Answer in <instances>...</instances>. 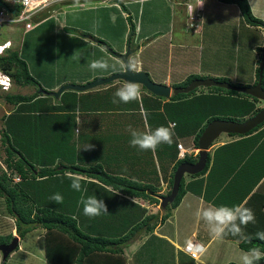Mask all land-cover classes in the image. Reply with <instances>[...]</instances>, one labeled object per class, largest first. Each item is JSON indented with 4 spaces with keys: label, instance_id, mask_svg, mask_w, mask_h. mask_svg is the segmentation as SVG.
I'll return each instance as SVG.
<instances>
[{
    "label": "crops",
    "instance_id": "1",
    "mask_svg": "<svg viewBox=\"0 0 264 264\" xmlns=\"http://www.w3.org/2000/svg\"><path fill=\"white\" fill-rule=\"evenodd\" d=\"M69 1L72 0L62 2ZM84 1H86L85 9L93 13L92 17L101 19L104 22L103 30L106 35L114 33L115 36L108 37V41L97 35L103 33H99L98 30L93 31L89 27L88 29L85 27L81 32L90 34L91 39L85 34L80 36L85 40L88 39L92 46L98 45L103 49L105 48L111 54L113 60L117 62L118 60L108 51L107 46L113 47L112 50L116 46L119 49L114 51L123 52L126 46L125 43H127L125 38L127 41V38L131 36L130 47L135 50L132 59L137 62L139 69L146 72L154 82L166 84L173 89L188 77L193 76L194 78H225L226 81L234 85L249 86L242 84V82L247 81L240 79L238 73L233 74V77L230 78L225 75V69L216 68L211 62L207 64L203 59L205 55L202 53L204 49L201 44L199 47L197 42L188 39L190 35L188 22L194 12L196 19L198 17L200 20L195 24V28L198 29L196 33H199L200 37H203L205 25L208 27L216 26V19L219 20V23H230L231 26L241 27L245 31L247 28L256 27L244 22L236 5L223 3L219 0H198V3L196 0L195 4L192 5V11L189 12L185 4H192L191 1L193 0H90L91 3H87V0ZM62 2L59 1L53 4L49 9L60 5ZM104 2L115 8V11H119L124 18L117 17L112 10L104 13L100 12L104 8H109L102 7ZM158 3L163 4H161L162 8L166 10L168 8V18H165L161 23L157 21L158 12L156 8ZM248 3L252 13L264 19V17L257 15L252 0H248ZM135 4L137 5L136 17L135 14L127 12V7ZM121 8L123 11H121ZM61 11L58 8L57 13L59 14ZM199 13L202 14L198 15ZM40 14L42 17L38 18ZM52 14H54V9L51 11L45 9L36 14L38 21L35 26L43 23L44 21L41 20L46 17L45 21L50 19ZM131 27L134 28L132 34H130ZM60 29L63 33L64 27ZM261 33L264 34V29ZM63 34L66 35L67 33L64 32ZM99 39L104 40L107 46L98 42ZM78 42L81 43L79 38ZM262 46H264V41L259 43L258 47ZM114 71L110 70L108 73L111 74ZM248 75L249 81H251L250 84L253 85L256 81V75L253 72L248 73ZM235 76L239 78V83L235 81L237 79ZM95 78L97 77L94 75L93 79ZM66 81L71 82L68 79ZM85 81L89 82L91 80L84 79L79 84H84ZM63 82L65 80L49 87L53 90H45H57L56 88ZM125 83L122 80H114L103 87L97 86L81 92L86 93L93 89V92H96L109 86L120 88L119 86L122 87ZM27 87L28 85L25 89ZM202 87L199 86L198 91L193 96H187L179 101H171L168 111L166 108L164 111L162 107L159 109L164 114V120H168L167 126L171 122H175V126H173L174 141L181 143L182 149L188 152L186 154L193 157L197 156L198 150L194 145V137L201 126L205 124L211 115L222 116L217 118H226L228 115L223 111V105H220L221 107L214 106L216 101L220 104L225 102L221 95L212 93L208 88ZM31 88L33 89V87ZM140 88L141 100L138 101L140 110L124 107V103L119 100L116 102L117 107L106 110H78L77 114L80 116L78 120L84 127L82 130L77 128L74 131L76 135H82L83 139L78 145V150L81 151L83 143L87 144L89 141H94L89 150L81 151L79 161H86L87 156L90 155V162L101 165L111 175L129 178L148 186L144 190L133 191L134 193L125 192L108 186L93 176L80 173L81 181L99 183L105 186L108 194L111 195L109 198H101L97 194L90 193L83 199H79L80 230L92 235L98 233L108 237H120L130 231L137 222L149 215L150 218L147 219V223L135 232L134 237L129 239L126 244L118 247L120 250L118 254L104 257L101 252L99 257L105 259L122 258L125 264H185L190 260L194 264H219L225 260L223 264H228L233 262V259H237L241 264L240 257L246 251L239 247V239L228 236L221 241L210 240L206 226L202 221L198 222L196 220L195 213L199 207L208 204L217 207L243 204L254 212L255 218L261 216L264 222V205L262 206L264 202V124L248 134L230 135L221 133L218 139L213 141L209 147V162L206 170L198 176L187 174L189 178L186 180L184 178L185 194L179 204L172 209L171 214L162 221L164 209L160 207L158 202H155V199L160 200L161 195L165 194L168 189V181L173 165L175 160L180 158L179 149L169 147L167 150L166 144H162L153 153L152 151L140 150L130 144L132 138L130 128L143 133L155 130L161 125L165 126L162 122L158 123L162 119L161 115L157 117L158 122L152 124L153 126L148 125L146 111L143 109L141 101L143 96L149 99L151 97L146 94V89L143 86L140 85ZM33 92L31 93L33 94ZM39 94L41 96L36 97V99L49 95L43 92H39ZM168 100L169 97L163 99L161 103L164 105V103L169 102ZM180 103L183 106H180ZM263 105V101L256 104L259 107ZM135 111L139 112L140 116V120L137 118V122L131 120L129 116V113ZM248 117L250 116L245 115L243 120ZM111 138H113V144ZM101 140L107 145H111L109 151L103 150ZM123 148H126L127 152L123 151L125 150ZM99 149L103 150L104 154L99 155ZM174 152H177L176 159L172 160L171 154H174ZM185 174L183 177H186ZM82 188L84 187L82 186ZM89 196L102 199L108 208V214L97 217L84 215V205L81 201L86 200ZM148 226L152 227L150 231H146ZM189 238L195 242L205 244L208 248L207 253L199 256L198 260L191 258L184 250V242Z\"/></svg>",
    "mask_w": 264,
    "mask_h": 264
},
{
    "label": "rangeland",
    "instance_id": "2",
    "mask_svg": "<svg viewBox=\"0 0 264 264\" xmlns=\"http://www.w3.org/2000/svg\"><path fill=\"white\" fill-rule=\"evenodd\" d=\"M87 1V3H91L90 0ZM191 2L193 5L196 0ZM252 3L255 5L257 15L264 17V0H252ZM161 4L158 3L156 8L158 12L157 21L159 23L163 22L165 18H168V8L167 6V10L162 8ZM85 6L86 1L84 0H79V5L75 3V0L62 2L60 5L52 7V9H54V14H52L50 19L41 24H37V26L27 30L26 32H24L21 28H16L15 30L7 28L2 29V32L0 31V42L6 39H9L12 42L13 47H15L19 55L26 61L30 74L40 84L39 86L28 85L27 89H25L26 86L20 87L13 82L12 88L9 91L10 93L32 94L31 92H33L34 89L33 93L35 95L37 94V96H41V94H39L41 88L53 90L49 89V87L63 80H65L66 83L79 84L82 83L81 81L84 79L92 80L94 75L95 77L108 76V74H110L108 71L121 69L122 65L120 62L113 60V57L105 48L103 49V47L98 45L92 46L90 45L91 42L88 39L85 40L82 36H80L85 34L89 39H91L92 36L90 34L81 32V30L85 27L86 29L89 27L93 31L98 30L99 33L101 32L103 34L97 35H100L107 40L108 37L115 36L114 33L106 35L103 30L105 26L104 22L101 19H95L92 17L93 13L87 11ZM136 6L137 5L135 4L127 7V12L135 14V17L137 14ZM102 7L109 8H104L100 10V12L104 13L112 10L116 13L117 17H123L119 11H115V8L111 7V5L109 6L106 2L102 3ZM58 8L62 10L59 14L57 13ZM52 9L47 10L51 11ZM121 11H123L122 8ZM200 14L202 13H199L198 15ZM194 16H196L195 12L193 13V17ZM41 17V14L38 15V18ZM256 17L261 18L259 16ZM38 18L33 17L31 20L29 19L28 23H30V26H33L38 21ZM261 19L264 20L263 18ZM120 21H122V19H120ZM120 21H118V23H120ZM197 22H200L198 17L197 19L192 18L189 20L188 25L190 35L188 39H192L191 41L197 42V46L199 47L201 44L204 49L202 53L205 55L203 59L206 63L208 64L211 62L214 67L222 70L225 69V75L230 78L233 77V74L235 75V73H238L240 79L247 81L242 82V84L250 86L251 81H249L248 73L253 72L254 75H256V68L259 65V55L262 54L256 47L259 46V43L264 41V34L261 33L263 28L251 27L250 29L247 28L245 31L241 27H236L234 25L231 26L230 23H219V20L216 19V26L208 27L205 25L203 37H200L199 33H196L198 32V29L195 28V24ZM63 27L64 29L62 32L67 33L66 35L61 33L60 28ZM78 38L81 43L78 42ZM114 47V50L116 51L119 49L116 46ZM100 59L107 60L110 65L107 71L92 70L89 67L91 61ZM254 60L255 64L253 63ZM235 78L237 77L235 76ZM66 79L71 82H67ZM235 81L239 83V78L235 79ZM65 82L61 83L60 86L65 84ZM105 85H101L99 87H103ZM30 86L33 87V89ZM89 91L91 92V99L92 95H94V89ZM80 93L83 92L66 90L64 94H62V102L60 101L61 94L58 96L60 97L58 99L52 95H47L39 100H33L30 96L29 101L21 103L22 106L14 111L11 104L4 102L3 95L5 93L0 91V105L3 107H0V168L7 170L2 160L5 157L4 147L1 143L2 130L9 135L11 141L21 143L23 147L25 146L24 149H22L23 154L31 163L37 161L38 163L49 165L46 167H54L56 165L60 167V163H67L65 161L67 158H72L78 162L81 151L89 150L94 142L89 141L87 144L83 143L81 151L78 150V145L83 139L82 135L78 136L74 131L77 128H81V130L84 129L83 124L78 120L80 116L77 114L79 110V103L81 98H83V96L80 98ZM102 98L105 100L103 95ZM56 102L62 104V106H60L61 111H56V108L55 112L50 111L51 107H53ZM5 111L10 112L6 114ZM61 112H73L74 116L73 118L71 114L63 116L60 115ZM61 123H64L63 126H61ZM101 142L104 147V151H109L111 149V145H107L102 140ZM113 142V138H111V143L113 144ZM66 147L69 149L67 150ZM123 149H125L123 151L127 152L126 148ZM103 150H98L99 155L104 154ZM90 158L91 156L88 155L86 160L88 163ZM51 164H53V166H51ZM6 172L9 173L10 171L8 170ZM185 176V180L189 178V176L187 177V174H185ZM29 178L31 179V177ZM61 181V177H50L44 183H41L40 190L43 193V198L46 199L49 194L48 199L51 200L52 196L60 194L64 199L62 189L63 185L61 186ZM108 186L113 187V185L109 184ZM83 187V189H86L87 191H80V200L87 195H90V193L97 194L101 198H109L111 196L108 194L106 187L99 183L86 182ZM3 209L4 206L2 199L0 198V232L6 233L10 231L12 235H17L14 228V219L4 215L5 213H3ZM42 233L43 232L40 231L39 235L41 236ZM27 244L30 246H38L36 242L31 239L24 241L19 237V246L10 253L7 262L9 264H22V257L24 258L27 255V262L30 263L32 261H36V264H42V261H40V250L38 248H34L33 251H29L30 247H28ZM1 261L2 255L0 252V262ZM224 261L225 260L219 264H223ZM233 262L240 264L237 259H233ZM185 264H194V262L190 260L185 262Z\"/></svg>",
    "mask_w": 264,
    "mask_h": 264
},
{
    "label": "trees",
    "instance_id": "3",
    "mask_svg": "<svg viewBox=\"0 0 264 264\" xmlns=\"http://www.w3.org/2000/svg\"><path fill=\"white\" fill-rule=\"evenodd\" d=\"M225 3H233L236 4L240 10V14L244 20V22L248 25L261 27L264 29V20L256 17L250 8L248 0H219ZM130 21V20H129ZM132 25V24H131ZM134 28L131 27L130 34H132ZM257 49L262 53L264 50V46L257 47ZM261 54L259 55L260 60ZM259 64V61H258ZM0 70L8 73L12 79L14 84L19 86L26 85H34L39 86L40 84L35 80V78L30 74L28 70V65L26 61L19 55L16 49L7 50L4 55H0ZM259 75V65L256 68V81ZM194 77H188L184 82L178 84L177 86H185L187 85ZM217 80L225 81V78H218ZM109 84V83H108ZM111 84V83H110ZM261 85L264 88V67L261 76ZM198 88L193 89L188 93H178L175 95H171L169 97V102L161 103L163 97L156 96L151 92L146 90V94L151 97V99L143 96L142 98V106L146 111V120L148 125L153 126L156 121L158 122L157 117L160 115L162 119L159 120L158 123L162 122L163 125L167 127L168 120H164V114L159 110L161 107L168 111L171 101H179L182 98L187 96H193ZM203 88V87H202ZM212 93H216L221 95L223 100L222 104L219 102H214V106L221 107L224 112L228 115L227 119L232 120H243L245 115L251 116L260 110L261 107L256 106L257 103L261 102L260 99L252 97L248 94L236 92L233 90H228L220 87H206ZM116 87H107L101 90H97L93 92L92 98L90 99L91 92H86L80 94L81 101L79 103L78 108L83 109H95V110H106L109 108L117 107L116 103H113V100L116 98L114 93L117 91ZM65 92V91H64ZM64 92L62 94H64ZM61 94V102L63 95ZM105 98V100L102 98ZM30 96L33 100L36 99L37 94H21V93H10L7 92L3 95V99L6 103L11 104L15 107L14 111L19 109L23 102H27L30 100ZM45 97V96H43ZM39 97V99L43 98ZM60 98V97H59ZM31 99V100H32ZM212 101V100H211ZM215 101V97H214ZM183 106L182 103L179 104ZM221 105V106H220ZM62 104L56 102L53 107H51L52 112L56 111L60 112ZM124 107H128L131 109L140 110L139 102L133 101L128 104L123 105ZM119 107V106H118ZM139 112H131L129 116L131 120L138 121L140 120ZM72 115V113L61 112L60 115L68 116ZM141 115V114H140ZM221 117L220 115H211L208 120L201 126V129L195 134L194 137V145L198 147V138L202 133V130L211 120ZM171 119V118H168ZM153 120V121H152ZM64 123H61L63 126ZM264 124V121L250 130L248 133H251L257 130L260 126ZM162 126V125H161ZM58 133V131H57ZM232 135V134H230ZM234 135V134H233ZM241 136V135H239ZM1 143L4 147L5 157L2 159L6 169L3 170L0 168V198L2 199V203L4 206V215L12 217L14 219V228L17 235L22 239L28 241V239L36 242L38 246H30L29 251H33L34 248H38L41 253L42 264H125L124 259H105L101 258L100 253L104 255V257L118 254L120 250L118 247L122 244H126L129 239L133 238L135 232L141 229L144 224L147 223V219L150 218L148 215L146 218L142 219L140 222L130 229L126 234L120 237H108L104 235L89 234L88 232H83L79 228V198L80 192L75 191L71 187L72 180L69 178L67 173H85L90 176L95 177L99 181L113 185L116 189L125 192H132L144 190L146 185L140 184L134 180L127 179L122 176H116L109 174L106 170L101 167L99 164H94V162L89 163L87 161H79L78 162L72 158L66 159V164L60 163L54 167H46L49 166L47 164L38 163L37 161L31 163L27 160L26 156H24L22 149L24 147L21 143H15L11 141L9 135L5 133L3 130L1 131ZM172 147H177V142L174 141L171 146L166 144L167 150ZM68 150L69 148L66 147ZM28 154V153H27ZM177 152L171 154V159H176ZM60 158V157H57ZM197 156L193 157L189 154H185L182 159L175 160L173 165L169 181H168V189L164 196L170 192L172 181H173V173L176 167L182 162H193ZM82 162V163H81ZM209 162V156L207 157V162L204 170L198 174H193L191 176H198L203 173ZM88 164V165H86ZM53 166V164H51ZM10 171L9 173L6 171ZM18 174L21 178V181L15 182L12 180V175ZM31 177V179L29 178ZM50 177H61V186L63 185V202L56 203L54 200H50L49 194L46 199L43 198V193L40 190V184L44 183ZM27 186H26V185ZM65 184V185H64ZM82 186L85 185L84 181H81ZM32 186V188H31ZM186 192V186L184 177H182L180 182L179 191L175 197V199L164 207V214L162 215L161 220L166 219L170 214L172 209H174L179 202L181 201L183 195ZM139 193V192H135ZM143 193V192H142ZM155 199V198H154ZM77 201V202H76ZM76 202V203H75ZM155 202L160 203L159 199H155ZM264 205V202L262 206ZM264 209V207H263ZM264 212V210H263ZM256 222L254 224L250 223L245 228L244 231L250 240H241L239 237L238 245L241 249L248 251L253 246H260L261 250L264 251V241H260L256 238V233L258 231H264V222L263 218L256 217ZM152 227H146L147 230H151ZM37 230V231H36ZM40 231L43 233L41 236L39 235ZM14 235L12 233L0 232V245L7 244L11 241ZM17 249V248H16ZM101 254V255H102ZM5 260H2L0 264H9L8 257ZM22 264H36V261L27 262V255L23 258ZM262 259L261 261H263ZM260 262V261H259ZM228 264H236L234 262H229Z\"/></svg>",
    "mask_w": 264,
    "mask_h": 264
},
{
    "label": "clouds",
    "instance_id": "4",
    "mask_svg": "<svg viewBox=\"0 0 264 264\" xmlns=\"http://www.w3.org/2000/svg\"><path fill=\"white\" fill-rule=\"evenodd\" d=\"M24 2L27 5L29 3V0H24ZM75 3L79 5V0H75ZM45 19H42L41 21H45ZM98 42L102 43L105 41L99 39ZM89 67L92 70L107 71L110 65L108 64L107 60L100 59V60L91 61ZM139 70L140 69L137 65V62L134 59L128 61V71L132 73H136ZM6 75L9 77L8 87L5 89H1L0 87V91L4 93H7L11 90L12 83H13L12 77L8 73H6ZM20 87H23V86H20ZM171 95H175V94H172V89H171L170 96ZM114 96L118 98L120 102H123L125 104L133 102V101L138 102L141 100L140 85L138 83L131 82V81L126 82L122 87L117 89V91L114 93ZM116 102L117 100L114 99L113 103H116ZM0 107L3 108L2 105H0ZM12 109H15V107L12 106ZM8 112L5 111L6 114ZM222 119H227V118H222ZM173 126H175V122ZM173 126L172 125H169L167 127L160 126L156 128L155 130H151V131L143 132V133L137 132L136 130H133L130 128L129 131L132 137L130 140V144L133 147H138L140 150L152 151L153 153L156 152L158 147L162 144H167L171 146L174 142V136H175ZM178 144H181V143H177V148L179 149V157H180L179 159H182L185 156V154L188 152L185 151V149H182V148L180 149L178 147ZM198 150L196 154L197 157H198ZM67 175L72 180V183H71L72 189H74L77 192L87 191L86 189L82 188L81 177L79 174L67 173ZM15 178H19V179L15 180ZM12 180L15 182H18V181H21V178L18 174L15 173L14 175H12ZM51 199L54 200L56 203L63 202V197L60 194H56L52 196ZM81 203L84 205L83 213L86 216L97 217L102 214H108V208L105 202L102 199H98L96 196H89L86 200H82ZM159 205L160 207H162L161 200H160ZM195 216L198 222L202 221L203 224L206 226L208 235L210 237V240L212 241H221L228 236L239 237L241 240H250V237L246 235L244 228L248 224L250 223L254 224L256 222L254 212L250 208L245 207L243 204L234 205L231 207L229 206H218L217 207L212 204H208L206 206L199 207L195 213ZM256 238L260 241H264V231H258L256 233ZM18 246H19V241H18ZM184 250L187 254L188 253L193 254L195 258V257L203 256L204 254H206L208 251V248L205 244L195 242L193 239L189 238V239H186L184 242ZM198 259L199 257L197 258V260ZM262 259H264V251H262L261 247L258 245L251 247L248 251L242 253L240 257L241 264H258L259 261L261 262Z\"/></svg>",
    "mask_w": 264,
    "mask_h": 264
},
{
    "label": "water",
    "instance_id": "5",
    "mask_svg": "<svg viewBox=\"0 0 264 264\" xmlns=\"http://www.w3.org/2000/svg\"><path fill=\"white\" fill-rule=\"evenodd\" d=\"M0 5H4L0 2ZM131 36L127 38V43L125 50L123 52H116L112 50L105 42L109 51L116 57V60L122 65L121 69L112 72L108 76L97 77L89 82L84 84H75V83H65L62 84L57 90L48 91L43 88L40 89V92L49 94L58 98L66 90L74 91H85L88 89L95 88L97 86L105 85L114 80H122L124 82H135L143 86L147 91L152 94L164 98L170 97L171 88L166 84H160L154 82L149 75L143 70H139L136 73L128 71V61L131 60L134 53V48H131ZM264 67V50L262 51L260 60H259V75L257 82L250 86H238L230 83L229 81H220L215 78H194L185 86H177L172 89V94L178 93H188L193 89L203 86V87H220L228 90H233L236 92H241L248 94L252 97L260 99L264 102V88L261 85V76ZM264 121V105L260 108L258 112L254 115L246 118L245 120L238 121L232 119H222L215 118L211 120L203 129L202 133L198 138V157L194 162H182L180 163L173 174V181L170 192L161 197V206L164 208L170 204L176 197L180 182L183 175L186 174H198L202 172L206 166L209 147L212 142L221 134H245L261 124ZM19 237L14 235L11 241L7 244L0 245V252L2 255V260H5L6 257L18 247ZM258 264H264V260Z\"/></svg>",
    "mask_w": 264,
    "mask_h": 264
},
{
    "label": "built area",
    "instance_id": "6",
    "mask_svg": "<svg viewBox=\"0 0 264 264\" xmlns=\"http://www.w3.org/2000/svg\"><path fill=\"white\" fill-rule=\"evenodd\" d=\"M59 1L62 2L68 0H29L27 5L25 4L24 0H0V2L4 4L0 5V31L2 32V29L7 28L10 30L21 28L24 32H26L27 30L32 29L35 24L30 26L28 20L33 19L36 14L47 8H50L53 4ZM198 2L199 1L197 0V3ZM186 9L191 12L192 4H186ZM192 18L196 19V16H190V19ZM8 49H15L9 39L0 42V55H4ZM8 79L9 77L6 75V73L0 70V80L6 81V83H0L1 89L8 87ZM170 125L173 126L174 122H172ZM178 147L181 149L182 145L178 144ZM18 179L19 178H15V180ZM188 254L194 258L193 254ZM198 257H195L194 259H197Z\"/></svg>",
    "mask_w": 264,
    "mask_h": 264
},
{
    "label": "snow or ice",
    "instance_id": "7",
    "mask_svg": "<svg viewBox=\"0 0 264 264\" xmlns=\"http://www.w3.org/2000/svg\"><path fill=\"white\" fill-rule=\"evenodd\" d=\"M0 83H6V81H4V80H0Z\"/></svg>",
    "mask_w": 264,
    "mask_h": 264
},
{
    "label": "flooded vegetation",
    "instance_id": "8",
    "mask_svg": "<svg viewBox=\"0 0 264 264\" xmlns=\"http://www.w3.org/2000/svg\"><path fill=\"white\" fill-rule=\"evenodd\" d=\"M87 36V35H86ZM127 42V41H126ZM131 60H132V58H131Z\"/></svg>",
    "mask_w": 264,
    "mask_h": 264
}]
</instances>
